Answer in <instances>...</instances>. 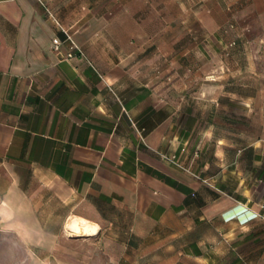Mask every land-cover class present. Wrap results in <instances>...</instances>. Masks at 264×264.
I'll list each match as a JSON object with an SVG mask.
<instances>
[{
  "label": "crops",
  "instance_id": "crops-1",
  "mask_svg": "<svg viewBox=\"0 0 264 264\" xmlns=\"http://www.w3.org/2000/svg\"><path fill=\"white\" fill-rule=\"evenodd\" d=\"M42 1L0 0L7 264H264V0Z\"/></svg>",
  "mask_w": 264,
  "mask_h": 264
},
{
  "label": "rangeland",
  "instance_id": "rangeland-1",
  "mask_svg": "<svg viewBox=\"0 0 264 264\" xmlns=\"http://www.w3.org/2000/svg\"><path fill=\"white\" fill-rule=\"evenodd\" d=\"M156 34H157V32H151V35H152L151 41H156L157 40L156 39L157 37H155ZM156 51H157L156 48L152 49V54L154 52H156ZM203 52H204V55H205V52H206L205 49H200V55ZM218 52H220L219 54H221L222 53V49H220V51H218ZM188 60L190 61V58H188ZM186 66H188L189 69L191 68V66H193L194 70H196V68H198L199 71L202 72V73H204L206 71V69H207V65L206 64H201V63H199L198 67H197V64L196 65L195 64H193V65L187 64ZM158 67H159L158 61L154 60L151 63L152 72L157 71ZM219 68L221 69V65L215 64L216 72L219 70ZM200 82L203 84L204 87L206 86L204 80H200ZM184 100H186V98H184ZM199 103H200L199 104L200 105L199 117L201 119H205V114H206V111H207L206 110V101L201 99ZM249 130H250L251 133L264 134V128L263 127H259L258 128L257 126H253L252 128H249ZM201 148L204 150L206 148V143L202 142V144H200V149ZM14 249H15V244L13 245L12 243H10L9 240H5V239H1L0 238V264H7L5 258L10 259V255H11L10 251H12ZM5 253L8 256H6Z\"/></svg>",
  "mask_w": 264,
  "mask_h": 264
},
{
  "label": "built area",
  "instance_id": "built-area-1",
  "mask_svg": "<svg viewBox=\"0 0 264 264\" xmlns=\"http://www.w3.org/2000/svg\"><path fill=\"white\" fill-rule=\"evenodd\" d=\"M39 1L43 3L42 0H39ZM47 15H48L49 18H51L61 28V30L65 34V39L64 40L68 43V51H67V54H66L67 58L72 57L76 52L81 54L82 51H81L80 47L73 40L71 33L69 31L63 29L59 25V23H58L57 19L54 17V15H52L49 11H47ZM52 43H53V48L58 50L60 45H61V43H62V41L60 39H58L57 37H55V38H53Z\"/></svg>",
  "mask_w": 264,
  "mask_h": 264
}]
</instances>
